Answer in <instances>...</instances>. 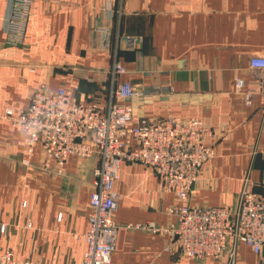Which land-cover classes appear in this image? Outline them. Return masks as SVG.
I'll list each match as a JSON object with an SVG mask.
<instances>
[{
  "label": "crops",
  "instance_id": "0c3cea01",
  "mask_svg": "<svg viewBox=\"0 0 264 264\" xmlns=\"http://www.w3.org/2000/svg\"><path fill=\"white\" fill-rule=\"evenodd\" d=\"M12 0H0V244L34 264H79L87 249L93 171L98 155L45 167L40 145L25 152V132L2 115L25 110L38 89L65 87L77 100L108 103L115 58L119 80L137 94L124 100L154 121L197 117L213 134L214 157L192 194L199 205L237 206L246 177L264 193V94L250 103L249 61L264 56V0H34L23 45L9 44ZM125 35L141 38L134 50ZM120 199L113 260L122 264H219L184 257L167 235L128 224L177 219L179 202L141 162L124 161L114 184ZM24 202L26 205H24ZM170 247V249H168ZM237 264H264L241 243Z\"/></svg>",
  "mask_w": 264,
  "mask_h": 264
},
{
  "label": "built area",
  "instance_id": "2783aa9c",
  "mask_svg": "<svg viewBox=\"0 0 264 264\" xmlns=\"http://www.w3.org/2000/svg\"><path fill=\"white\" fill-rule=\"evenodd\" d=\"M33 1L12 0L9 44L25 43ZM140 40L139 36L125 35V46L134 50ZM249 65L255 81L246 91L247 103L256 93L264 94V56H251ZM125 72V66L115 58L105 106L77 100L65 87L56 91L41 88L32 94L25 110L6 108L2 115L11 125L24 130L27 155H32L37 145L41 146L46 168L52 162L63 167L73 156L98 155L99 163L93 171L89 228L85 233L87 249L79 264H122L113 260L119 229L115 213L120 199L114 184L124 161L151 167L159 178L161 191L173 193L179 202L170 208L177 219L167 225L146 222L127 227L167 235L171 249L194 260L214 257L219 264H237L241 243L250 246L255 254L264 253V193L257 192L246 177L234 210L225 205L193 203L192 194L203 166L214 157L213 146L205 142L213 130L194 116L170 115L154 121L134 114L124 100L137 94L135 86L118 79ZM6 230L7 225L0 223V232ZM0 264L34 263L0 244Z\"/></svg>",
  "mask_w": 264,
  "mask_h": 264
}]
</instances>
